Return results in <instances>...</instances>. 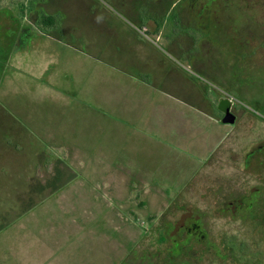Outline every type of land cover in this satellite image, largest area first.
Instances as JSON below:
<instances>
[{
  "label": "rangeland",
  "instance_id": "374dc122",
  "mask_svg": "<svg viewBox=\"0 0 264 264\" xmlns=\"http://www.w3.org/2000/svg\"><path fill=\"white\" fill-rule=\"evenodd\" d=\"M43 14L58 17L59 29L45 33L55 73L80 88L72 101L85 110L58 126L61 115L24 93L0 59V264H111L116 250L105 237L115 241V264H264V0H0V43L42 33ZM78 50L190 103L194 127L177 116L179 129H168L162 116L141 115L127 89L113 85L112 98L104 79L92 85L86 73L95 70L79 67ZM227 104L234 125L223 123ZM31 123L74 132L85 160L115 150L120 163L158 178H109L91 196H64L78 181L64 142L40 140L49 132L37 136ZM89 198L99 223L87 229L104 237L73 212L88 210Z\"/></svg>",
  "mask_w": 264,
  "mask_h": 264
},
{
  "label": "crops",
  "instance_id": "0c3cea01",
  "mask_svg": "<svg viewBox=\"0 0 264 264\" xmlns=\"http://www.w3.org/2000/svg\"><path fill=\"white\" fill-rule=\"evenodd\" d=\"M25 33V32H24ZM15 34L13 33V36ZM46 36L43 33H30V34H20L19 41H16L14 44H1L0 43V52H5L7 50L9 52L8 56L0 55V59L4 62H10L12 66V73H14V76L12 77L11 81L16 82L17 84H20V88H22L24 93L31 94L36 100L37 103L39 102H46L49 103L52 107H54L53 114L55 115H61V119H58L56 123L63 124L64 122L68 120L67 117H69L72 114V111L75 113L83 112L85 109H82L81 103H77L75 99H80V95L82 94V91L77 88H71L69 87V81L68 78L64 77L63 75H57L55 73V69L53 65V59H52V52H55V46L48 42V38L51 37H44ZM54 38V37H53ZM52 38V39H53ZM56 38H54L55 40ZM57 41V39H56ZM77 50V49H76ZM80 55L79 58V67L85 69V73L89 71L95 70V74L92 73H86L87 75H91V83L94 85V80H105V83H107L111 89L112 92V98L115 97V92L112 90L113 85H117L119 87H123L124 89H127L130 92V95L134 96L136 98L135 103L136 107L140 110L146 109V111H142L141 115H147L145 113H148L151 118H153L155 121H157V116H162L163 121L165 122V126L168 127V129H176L178 130L181 126V123L176 122L177 116L180 118H185L184 121L186 125L184 127L192 129L194 127V116L196 117V113H198L197 108L191 105L187 102H182L180 100H176L170 96H164L161 97L160 93L155 90L154 87L150 84V82L147 80L146 77H140V76H134L129 74H121L119 76L113 75L111 72V65L101 66V69L99 66L96 67V63L92 60L91 57L88 55L82 53L80 50L77 51ZM86 58V59H85ZM85 61L86 64L84 63ZM103 67H105L106 72L103 75ZM100 70V73L98 72ZM65 73V71H64ZM62 76V77H60ZM80 82L81 86L83 85V77L80 76ZM67 83V86H66ZM98 84V81H96V86ZM111 85V86H110ZM89 90V94L93 96V88L87 89ZM61 105L62 108L58 105ZM74 106H78L77 108H74ZM52 109H46L47 111V119H52ZM139 114L140 112H136ZM15 115L19 116L15 112ZM188 117L186 119V117ZM22 117V116H21ZM179 118V119H180ZM181 119V120H182ZM22 121V120H21ZM24 121V118H23ZM22 121V122H23ZM103 121V119H102ZM54 122V121H53ZM158 122V121H157ZM55 123V122H54ZM104 123V122H103ZM179 123V124H178ZM167 124V125H166ZM51 126L52 124H48ZM150 125V124H146ZM48 126V127H49ZM57 127H54L53 129H47L43 125L37 126L35 124H30V131L33 133H36L37 136H39L41 133H39L40 130H43L44 132H49L48 136L40 138L45 141H50L51 144L56 142L58 145L63 146L64 142V148L62 149V155L64 157V160L68 164L70 168H73L75 172L77 173L78 181H75L74 183L70 185H66L62 189L60 193L64 196L68 195H77V191H87L89 196L90 194L95 193V188L100 183V180L104 179H123V178H137V177H146L147 178H158L153 173H149L147 171V167H141L138 169H135V167L129 164V163H123L117 161L118 156L116 152L110 151L109 158L104 157V155L100 154L99 158H96L94 160H85L83 157V147H80L78 145V142L75 140V133L71 130L67 132L64 129L61 128L58 129ZM152 126V124H151ZM52 128V127H49ZM181 127L180 129H182ZM121 129V128H120ZM120 129L119 125L118 127L111 128L110 129V136L109 140H111V143L117 138V141L120 137ZM104 131V129L102 128ZM14 135V140L16 141V135ZM11 136V137H12ZM41 137V136H40ZM69 139V140H68ZM212 139V138H211ZM61 140V141H60ZM213 142V140H212ZM214 143V142H213ZM15 145L21 146L22 143L18 142V140L15 142ZM67 145L68 148L66 147ZM112 146V144H111ZM213 144L211 143L210 147L203 153V156L200 159H203L206 155H208V152L214 147H212ZM178 151H181L180 148H177ZM176 152L173 151L171 153ZM102 153V152H101ZM117 156V157H116ZM99 181V182H98ZM95 187V188H94ZM86 192V193H87ZM90 200V208L84 209L81 208L79 211H73L74 213L82 212L84 218L87 220L88 224H81V228H85V230H89L90 232H96L98 235H101L100 232L95 229H87L89 228L92 223L98 225V213L97 210V204L93 201V204L95 207H92L91 198ZM65 202V199L63 202L59 205L60 207ZM73 203H75L73 201ZM46 204V203H45ZM52 205L51 203H49ZM92 207V208H91ZM88 211L91 212V216L88 215ZM95 212L96 214L92 215ZM81 213V215H82ZM66 216H68V213H66ZM34 217V213L32 214V217L28 220H26L27 224L26 227L29 229L31 228L30 220ZM79 219H81V216L79 215L77 217V222L79 223ZM112 216H108L105 221H112ZM102 221V220H100ZM22 225V224H21ZM21 225H17V227L21 228ZM79 227V226H78ZM82 230V229H81ZM103 236V235H101ZM104 237V236H103ZM112 243L113 247L116 250V255H114V259L111 262V264H115L118 259V252L115 246V241L110 240L108 237H105ZM57 241V240H55ZM0 251H1V245H0ZM52 259V258H51ZM51 259H48L46 261V264H50ZM44 262V261H41ZM39 262V264L41 263Z\"/></svg>",
  "mask_w": 264,
  "mask_h": 264
},
{
  "label": "trees",
  "instance_id": "16d2710c",
  "mask_svg": "<svg viewBox=\"0 0 264 264\" xmlns=\"http://www.w3.org/2000/svg\"><path fill=\"white\" fill-rule=\"evenodd\" d=\"M40 32L47 33L49 31L55 32L59 29L58 17L43 14L35 26Z\"/></svg>",
  "mask_w": 264,
  "mask_h": 264
},
{
  "label": "water",
  "instance_id": "95a60500",
  "mask_svg": "<svg viewBox=\"0 0 264 264\" xmlns=\"http://www.w3.org/2000/svg\"><path fill=\"white\" fill-rule=\"evenodd\" d=\"M223 123L226 125H234L236 123V116L231 113L230 106L228 104L225 110V117L223 118Z\"/></svg>",
  "mask_w": 264,
  "mask_h": 264
},
{
  "label": "flooded vegetation",
  "instance_id": "af4514ba",
  "mask_svg": "<svg viewBox=\"0 0 264 264\" xmlns=\"http://www.w3.org/2000/svg\"><path fill=\"white\" fill-rule=\"evenodd\" d=\"M226 107H227V106H226ZM226 107L223 109V110H224V115H225V110H226ZM230 110H231V108H230ZM231 113H232V112H231ZM196 228H197V229H200V226H199V224H198V223L196 224Z\"/></svg>",
  "mask_w": 264,
  "mask_h": 264
}]
</instances>
